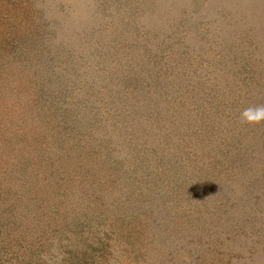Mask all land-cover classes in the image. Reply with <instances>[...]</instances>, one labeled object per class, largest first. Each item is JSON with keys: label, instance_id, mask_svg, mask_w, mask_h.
<instances>
[{"label": "rangeland", "instance_id": "374dc122", "mask_svg": "<svg viewBox=\"0 0 264 264\" xmlns=\"http://www.w3.org/2000/svg\"><path fill=\"white\" fill-rule=\"evenodd\" d=\"M264 0H0V264H264Z\"/></svg>", "mask_w": 264, "mask_h": 264}, {"label": "clouds", "instance_id": "9594fccd", "mask_svg": "<svg viewBox=\"0 0 264 264\" xmlns=\"http://www.w3.org/2000/svg\"><path fill=\"white\" fill-rule=\"evenodd\" d=\"M240 120L248 125H258L264 122V105L245 108L240 114Z\"/></svg>", "mask_w": 264, "mask_h": 264}]
</instances>
